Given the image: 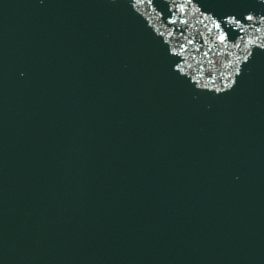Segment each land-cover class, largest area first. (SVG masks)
<instances>
[{
  "label": "water",
  "instance_id": "1",
  "mask_svg": "<svg viewBox=\"0 0 264 264\" xmlns=\"http://www.w3.org/2000/svg\"><path fill=\"white\" fill-rule=\"evenodd\" d=\"M0 264H264V0H0Z\"/></svg>",
  "mask_w": 264,
  "mask_h": 264
}]
</instances>
